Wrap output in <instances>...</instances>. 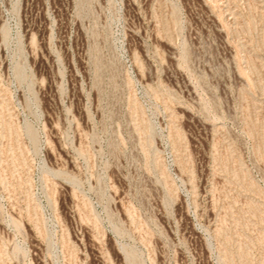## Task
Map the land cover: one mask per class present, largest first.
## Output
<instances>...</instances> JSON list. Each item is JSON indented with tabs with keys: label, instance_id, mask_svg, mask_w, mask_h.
<instances>
[{
	"label": "rangeland",
	"instance_id": "374dc122",
	"mask_svg": "<svg viewBox=\"0 0 264 264\" xmlns=\"http://www.w3.org/2000/svg\"><path fill=\"white\" fill-rule=\"evenodd\" d=\"M0 264H264V0H0Z\"/></svg>",
	"mask_w": 264,
	"mask_h": 264
}]
</instances>
